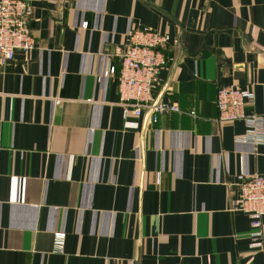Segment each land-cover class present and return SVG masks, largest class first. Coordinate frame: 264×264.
Wrapping results in <instances>:
<instances>
[{
    "label": "crops",
    "instance_id": "1",
    "mask_svg": "<svg viewBox=\"0 0 264 264\" xmlns=\"http://www.w3.org/2000/svg\"><path fill=\"white\" fill-rule=\"evenodd\" d=\"M25 1L34 49L0 62V264H264L231 209L264 145L215 105L247 88L264 126V0ZM141 26L169 36L154 97L180 112L156 123L104 75Z\"/></svg>",
    "mask_w": 264,
    "mask_h": 264
},
{
    "label": "built area",
    "instance_id": "2",
    "mask_svg": "<svg viewBox=\"0 0 264 264\" xmlns=\"http://www.w3.org/2000/svg\"><path fill=\"white\" fill-rule=\"evenodd\" d=\"M32 6L25 0H0V62H10L16 52H28L34 49V40L30 30ZM85 26V24H84ZM169 36L150 27L141 26L128 35L124 49L116 48L115 56L120 60L119 70L109 67L104 75L118 81L119 105L124 117H139L150 112L151 123H156L161 115L179 113L175 103L158 102L154 105V92L159 84V71L167 60L164 51ZM255 94L240 86H225L217 89L215 105L220 123L241 121L245 132L238 142L252 146L264 145V126L262 117L247 109L253 104ZM58 103V101H57ZM235 186L238 197L231 209L242 212L249 218L251 231L248 234L249 248L264 250V176H247L240 171ZM52 250L63 252L65 233L55 232L52 237ZM182 264V263H177Z\"/></svg>",
    "mask_w": 264,
    "mask_h": 264
},
{
    "label": "water",
    "instance_id": "3",
    "mask_svg": "<svg viewBox=\"0 0 264 264\" xmlns=\"http://www.w3.org/2000/svg\"><path fill=\"white\" fill-rule=\"evenodd\" d=\"M166 88V87H165ZM159 100H160V97H158L156 100H155V102H154V105H156L158 102H159ZM150 112H148V114H149Z\"/></svg>",
    "mask_w": 264,
    "mask_h": 264
}]
</instances>
